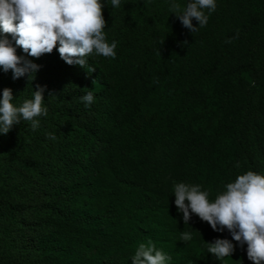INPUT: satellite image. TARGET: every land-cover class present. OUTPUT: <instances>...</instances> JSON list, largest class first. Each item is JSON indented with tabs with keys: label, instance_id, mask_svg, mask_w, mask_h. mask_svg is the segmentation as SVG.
Segmentation results:
<instances>
[{
	"label": "trees",
	"instance_id": "16d2710c",
	"mask_svg": "<svg viewBox=\"0 0 264 264\" xmlns=\"http://www.w3.org/2000/svg\"><path fill=\"white\" fill-rule=\"evenodd\" d=\"M101 3L118 47L115 59L89 55L95 71L55 48L36 58L17 47L41 66L32 83L16 80L17 105L46 86L48 115L35 131L22 120L0 135V264H133L148 241L168 264H253L227 229L195 214L184 224L174 182L214 200L238 175H264V0H216L206 26L153 51L131 39L142 0ZM206 40L209 65L198 56ZM10 77L0 68V98ZM88 91L95 100L85 107ZM216 239L232 241L231 257L208 253Z\"/></svg>",
	"mask_w": 264,
	"mask_h": 264
},
{
	"label": "clouds",
	"instance_id": "9594fccd",
	"mask_svg": "<svg viewBox=\"0 0 264 264\" xmlns=\"http://www.w3.org/2000/svg\"><path fill=\"white\" fill-rule=\"evenodd\" d=\"M120 4L121 0H111L113 8H119ZM216 6V0H190L186 7L172 2L169 8L183 27L194 33L207 25ZM103 7L101 0H0V68L5 73L11 70L13 80L27 76L28 83H32L41 66L25 56H18L17 47L36 58L52 53L55 48L66 64L79 65L89 73L95 71V67L89 66V55L95 51L97 55L115 59L118 47L117 41L109 43L106 39ZM193 18L198 26L193 25ZM232 39L226 43H231ZM45 90L46 86L36 85L32 99L17 105L12 89H3L0 135H7L22 120L29 121L33 131L40 126L37 118L48 115L47 107L43 106ZM94 100L93 91L81 97L85 107L91 106ZM48 136L56 138L51 133ZM174 195L184 224L189 225L191 215L195 214L213 231L227 229L241 247L247 244V257L253 264H264V175L251 170L240 174L234 182L227 183L214 200L201 185L185 182H174ZM192 237L190 231L181 233L184 242ZM205 243L208 253L219 261L235 252V245L228 239ZM170 260L171 257L158 250L152 241L141 243L132 257L133 264H168Z\"/></svg>",
	"mask_w": 264,
	"mask_h": 264
},
{
	"label": "rangeland",
	"instance_id": "374dc122",
	"mask_svg": "<svg viewBox=\"0 0 264 264\" xmlns=\"http://www.w3.org/2000/svg\"><path fill=\"white\" fill-rule=\"evenodd\" d=\"M172 2L179 3L183 8L190 0H142L138 17L135 20L133 30H131V39L139 42L145 50L153 51L173 39L177 33L184 31L186 28L183 27L176 14L170 11L169 5ZM194 20L195 18L192 21ZM210 41H204L203 51L198 55L200 58H205L208 65L211 64L214 57V52L209 53ZM10 78L13 80L12 77ZM9 88L12 89L13 96L17 97L14 101L17 104L21 89L16 80L11 81ZM3 160L4 158L0 153V170Z\"/></svg>",
	"mask_w": 264,
	"mask_h": 264
}]
</instances>
